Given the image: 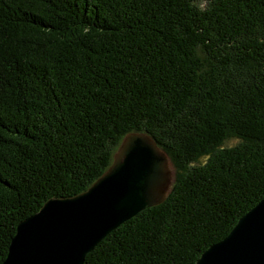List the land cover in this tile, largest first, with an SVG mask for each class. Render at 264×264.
Wrapping results in <instances>:
<instances>
[{"label": "trees", "instance_id": "obj_1", "mask_svg": "<svg viewBox=\"0 0 264 264\" xmlns=\"http://www.w3.org/2000/svg\"><path fill=\"white\" fill-rule=\"evenodd\" d=\"M130 132L173 187L83 264H195L264 197V0H0V264Z\"/></svg>", "mask_w": 264, "mask_h": 264}, {"label": "water", "instance_id": "obj_2", "mask_svg": "<svg viewBox=\"0 0 264 264\" xmlns=\"http://www.w3.org/2000/svg\"><path fill=\"white\" fill-rule=\"evenodd\" d=\"M173 183L168 154L147 132H130L87 190L51 197L18 223L3 264H83L112 230L163 202ZM195 264H264V197Z\"/></svg>", "mask_w": 264, "mask_h": 264}, {"label": "rangeland", "instance_id": "obj_3", "mask_svg": "<svg viewBox=\"0 0 264 264\" xmlns=\"http://www.w3.org/2000/svg\"><path fill=\"white\" fill-rule=\"evenodd\" d=\"M204 4H205V0H202V5L204 6ZM173 177H174V179H175V176H174V170H173Z\"/></svg>", "mask_w": 264, "mask_h": 264}]
</instances>
